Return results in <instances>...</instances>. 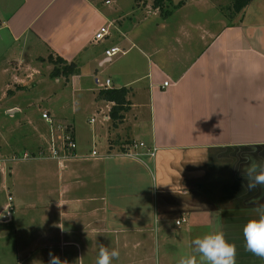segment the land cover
Masks as SVG:
<instances>
[{
	"label": "crops",
	"instance_id": "obj_1",
	"mask_svg": "<svg viewBox=\"0 0 264 264\" xmlns=\"http://www.w3.org/2000/svg\"><path fill=\"white\" fill-rule=\"evenodd\" d=\"M203 2L211 0H173L176 9L169 17ZM105 3L0 0V101L10 99L7 114L26 112L24 97L16 99L19 91L39 85L36 64L48 61L54 68L50 56L77 63L78 74L56 81L92 92L106 103L108 114L114 103L98 99V93L128 89L124 121L118 127L103 121L114 133L105 153L92 156L94 129L84 141L74 119L64 126L75 135V157L60 165L44 153L19 164L15 175L9 166L8 188L14 194L0 207V223H14L23 243L34 237L28 234L27 216L48 220L50 232L39 226L37 239L49 240L51 253L67 262V248L77 247L86 264H96L103 245L120 253L112 264H179L193 254L194 239L222 232L236 246L235 264H264L246 249L243 236V226L253 218L250 200L264 189L247 191L239 170L244 154L264 156V0H252L215 31L187 18L168 23L167 17L156 26L159 35L150 32L154 25L142 16L148 7L144 1L127 9ZM103 26L109 35L95 42ZM112 47L123 52L116 61L106 56ZM107 63L117 69L102 84L99 76ZM50 130L38 137L32 133L33 140L21 145L19 138L11 142L5 160L50 150L52 139L60 138ZM134 141L155 148V155H121ZM31 183L39 189L22 194V184Z\"/></svg>",
	"mask_w": 264,
	"mask_h": 264
},
{
	"label": "rangeland",
	"instance_id": "obj_2",
	"mask_svg": "<svg viewBox=\"0 0 264 264\" xmlns=\"http://www.w3.org/2000/svg\"><path fill=\"white\" fill-rule=\"evenodd\" d=\"M105 1L106 0H101V3L106 4ZM110 1L111 4L106 5L107 8L120 5L123 9L132 6L135 7L137 3L139 4L141 1H144V6L148 7H145L146 9L144 10V14L142 12V16H147V19L150 20V26L154 25L151 27L152 30H150V32H153V35L160 34L155 30L156 26L166 20L162 17L161 10L154 6L155 0ZM174 1L178 2L179 0ZM232 1L211 0V2L201 3V5L192 3L178 11L174 18L171 19L169 17L168 19H170V21H168V23L178 24L172 20H176L177 18L178 21H185L187 18V20L196 23L195 25L204 27L205 30L215 31L221 29L229 22V16L233 14L231 9ZM167 4L169 5V3ZM138 15L141 16V12H139ZM132 17H128L125 22L130 24ZM114 39L115 37L110 38L112 42ZM109 42L110 41H107V43ZM119 56L120 54L115 56L113 60L116 61ZM131 56L134 57L135 55L132 54ZM36 65L40 68L41 72V74L37 76V79L40 80L39 85L35 86L33 90L25 88L23 91H19V96L16 98L20 100L21 97H24V101L27 103L26 112L23 111L21 114L9 115L6 113V107L11 104L10 99L4 98L0 101V160L3 161L10 155L11 150L9 144L11 142L16 143L18 138L20 142H22H19L18 145L31 141L33 140V138L30 137L33 136L32 133L34 135L37 133L38 137L39 132L40 134L46 132L50 133V129L56 130L60 134L57 143L61 146L63 134L61 133L60 127H64L66 123L73 124L74 119H76L77 125L81 128V136L84 141L91 138V132L94 129L91 138V149L94 148L100 154L105 153L110 146L109 138L111 135H114L113 131L109 130V123L103 122L102 120V113H107L105 108L106 103L99 102V100L95 99L92 92L73 89L72 85L66 83L64 79L59 82L56 81L55 78L51 77L53 65L50 62L46 61L43 64ZM116 69V66L109 63L101 68L99 77L102 84H105L106 77L115 72ZM13 89L16 91L15 87ZM16 99L14 101H16ZM135 111L137 112V110ZM44 113L50 114L49 116L52 122L44 119ZM93 117H95L96 122L90 124L88 121ZM11 128L13 130L12 132ZM47 147L48 146H45V148ZM141 152L143 155H147L145 150H141ZM44 153L50 154L51 152L47 149ZM23 155L19 154L17 156ZM39 158L44 157H40V154L37 153L36 158L33 157V159L26 161H13L11 158L2 162L5 172L4 178L0 179V207L9 202V193L13 192L12 188H8L12 180L11 174L8 173L9 166L13 168L15 175V170H17L19 164L32 162V160H37ZM11 161L13 162L11 163ZM38 189V186L33 183L22 184V194L23 192L25 194L32 193V190L36 191ZM17 200L14 201V203H17ZM34 210L35 209H32V211ZM26 220H28V223L25 221L29 231L28 234L34 237H30L31 241H24L23 243H21L20 237L22 233H18L17 236L13 230V228L15 229V227H13L14 223H0V264H48L50 260L49 253L52 252L50 241L42 239V237L37 239V234L39 226L48 229L47 233L50 232L51 227L49 226V221L47 220V223H40L41 221H39V217L36 215H29ZM67 249L70 251L71 255V260L68 264H86L83 256L80 257L82 253L80 248L68 247ZM178 253L177 249H173V255L178 257ZM176 256L175 258L177 259Z\"/></svg>",
	"mask_w": 264,
	"mask_h": 264
},
{
	"label": "clouds",
	"instance_id": "obj_3",
	"mask_svg": "<svg viewBox=\"0 0 264 264\" xmlns=\"http://www.w3.org/2000/svg\"><path fill=\"white\" fill-rule=\"evenodd\" d=\"M255 152V148L252 149ZM245 163L239 167L241 176L245 181L243 187L247 191H255L257 188L264 189V156L256 157L251 153L244 154ZM239 164V161H236ZM235 166V165H234ZM264 193L250 200L253 218L243 226V236L246 249L253 255L264 259ZM193 254L182 257L179 264H197V256L200 264H235L236 246L228 242L222 232L206 234L192 241ZM119 251L100 246L96 264H112L114 259L119 258ZM48 264H68L58 256L49 253Z\"/></svg>",
	"mask_w": 264,
	"mask_h": 264
},
{
	"label": "built area",
	"instance_id": "obj_4",
	"mask_svg": "<svg viewBox=\"0 0 264 264\" xmlns=\"http://www.w3.org/2000/svg\"><path fill=\"white\" fill-rule=\"evenodd\" d=\"M109 35V29L106 26L101 27L97 33L94 36V41L95 42H100L103 41L106 36ZM123 53L122 50L119 47H112L110 49L106 50V56L107 59L109 61H111L115 56H117L118 54ZM111 81L107 80L106 81V86L105 87H109L110 86ZM170 84L169 81H166L164 83L165 87H168ZM43 117L49 121L52 122L50 116L48 113H44ZM103 121H110V116L109 114H105L102 116ZM95 119L93 118L91 120V122H94ZM60 130L63 131V138H62V144L61 146L57 143V141L55 139H52L51 142V148H50V158L57 160L59 162L60 165H63L64 162L66 160H69L72 157L76 156V149L78 147L75 135L73 133V131L67 127H60ZM141 150H145L147 155H155L156 153V149H150V146H148L146 143L144 142H133L130 144L128 149H125L121 152V155L126 156V157H131V158H136V159H141V156H143V153L141 152ZM40 157L42 156H46L44 154V152H39ZM92 156L97 157L99 156V153L97 150H93L92 151ZM36 157V154H32V153H25L23 156H14L12 157L11 160L16 161V160H26V159H30ZM5 160L1 161L0 160V171H4V168L2 166V162H4ZM10 200H12V198H9ZM180 221H177V224H179Z\"/></svg>",
	"mask_w": 264,
	"mask_h": 264
},
{
	"label": "trees",
	"instance_id": "obj_5",
	"mask_svg": "<svg viewBox=\"0 0 264 264\" xmlns=\"http://www.w3.org/2000/svg\"><path fill=\"white\" fill-rule=\"evenodd\" d=\"M251 1L252 0H233L231 6L233 15L242 12ZM167 3H169V5ZM154 6L161 10L163 18L172 15L174 9H176L173 0H155ZM49 60L54 64V68L51 72L52 78L57 79L59 77H65V79H69L72 75L80 72L77 63L75 62L69 63L61 57L53 58L52 56L49 57ZM127 95L128 89L125 87L120 89H105L98 93V99L114 103L109 112L110 121L113 127H118L125 119L126 112L128 111ZM123 150L125 149L123 148Z\"/></svg>",
	"mask_w": 264,
	"mask_h": 264
},
{
	"label": "water",
	"instance_id": "obj_6",
	"mask_svg": "<svg viewBox=\"0 0 264 264\" xmlns=\"http://www.w3.org/2000/svg\"><path fill=\"white\" fill-rule=\"evenodd\" d=\"M2 219H4V216H2Z\"/></svg>",
	"mask_w": 264,
	"mask_h": 264
}]
</instances>
